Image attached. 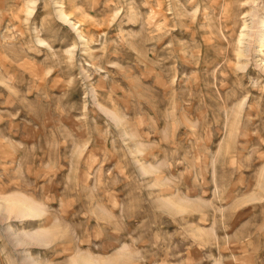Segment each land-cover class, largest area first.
Here are the masks:
<instances>
[{"label": "rangeland", "instance_id": "1", "mask_svg": "<svg viewBox=\"0 0 264 264\" xmlns=\"http://www.w3.org/2000/svg\"><path fill=\"white\" fill-rule=\"evenodd\" d=\"M0 264H264V0H0Z\"/></svg>", "mask_w": 264, "mask_h": 264}, {"label": "bare ground", "instance_id": "2", "mask_svg": "<svg viewBox=\"0 0 264 264\" xmlns=\"http://www.w3.org/2000/svg\"><path fill=\"white\" fill-rule=\"evenodd\" d=\"M62 16H63V14H62ZM23 204H25V203L19 202V201H15V202H11L9 200L6 201V205L9 208L14 207L16 209V211L19 212V213H21V214H25V213H29V214H32L33 213V214H35L36 210H34V207L33 206L32 207H28V208H24L23 207Z\"/></svg>", "mask_w": 264, "mask_h": 264}]
</instances>
